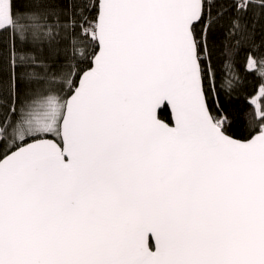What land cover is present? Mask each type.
Segmentation results:
<instances>
[{
    "label": "snow or ice",
    "instance_id": "snow-or-ice-1",
    "mask_svg": "<svg viewBox=\"0 0 264 264\" xmlns=\"http://www.w3.org/2000/svg\"><path fill=\"white\" fill-rule=\"evenodd\" d=\"M0 264H264V0H0Z\"/></svg>",
    "mask_w": 264,
    "mask_h": 264
},
{
    "label": "trees",
    "instance_id": "trees-1",
    "mask_svg": "<svg viewBox=\"0 0 264 264\" xmlns=\"http://www.w3.org/2000/svg\"><path fill=\"white\" fill-rule=\"evenodd\" d=\"M243 56V53L240 54ZM243 77V73H241ZM255 85V80L251 77L247 78L246 81L232 94V96L225 97L221 95V100L223 103L231 104L239 113V128L244 135H247L245 131L248 127V116L252 113L254 106L250 104L249 93L253 92V86ZM161 118L165 120H170V114L161 112ZM237 138H241L240 134H237Z\"/></svg>",
    "mask_w": 264,
    "mask_h": 264
}]
</instances>
